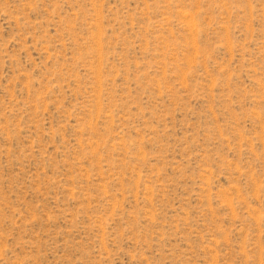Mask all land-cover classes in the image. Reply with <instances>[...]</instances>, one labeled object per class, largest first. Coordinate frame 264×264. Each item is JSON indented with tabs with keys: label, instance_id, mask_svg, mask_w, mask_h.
<instances>
[{
	"label": "rangeland",
	"instance_id": "obj_1",
	"mask_svg": "<svg viewBox=\"0 0 264 264\" xmlns=\"http://www.w3.org/2000/svg\"><path fill=\"white\" fill-rule=\"evenodd\" d=\"M0 264H264V0H0Z\"/></svg>",
	"mask_w": 264,
	"mask_h": 264
}]
</instances>
